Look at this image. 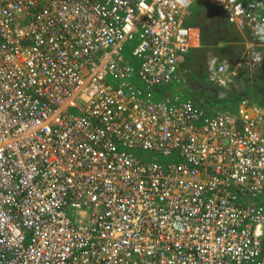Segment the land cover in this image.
<instances>
[{"label": "built area", "instance_id": "1", "mask_svg": "<svg viewBox=\"0 0 264 264\" xmlns=\"http://www.w3.org/2000/svg\"><path fill=\"white\" fill-rule=\"evenodd\" d=\"M202 1L253 40L208 74L239 89L264 0H0V264H264V108L172 91Z\"/></svg>", "mask_w": 264, "mask_h": 264}, {"label": "crops", "instance_id": "2", "mask_svg": "<svg viewBox=\"0 0 264 264\" xmlns=\"http://www.w3.org/2000/svg\"><path fill=\"white\" fill-rule=\"evenodd\" d=\"M220 11L216 5L203 1L194 2L188 8L184 17V24L192 30L194 47L185 63L180 66L172 91L177 96L181 91H189L183 89L181 81L184 75L198 72L211 86L204 90L201 97L202 100H207L208 105L204 106L203 101H197L196 99V96L200 93V84L196 87V95L191 96L192 91L190 90L189 97H180L181 100H193L198 106L211 114L217 112L237 113L243 107V103H250L254 104L253 106L264 108V69L262 72L260 70L258 74L249 77L246 74L247 72H241V86L239 89H217L208 81V74L213 68L222 63L232 64L231 62L237 59L240 60V57L253 45V40L248 33H241L236 26L230 25L223 13L222 20H217L216 15ZM212 21L217 22L218 34L216 36H221V42H224L227 37L235 40V42L228 45V47L225 44H211V37L206 32L205 27L210 31L211 25L208 23ZM229 47L232 48L231 51H229Z\"/></svg>", "mask_w": 264, "mask_h": 264}, {"label": "rangeland", "instance_id": "3", "mask_svg": "<svg viewBox=\"0 0 264 264\" xmlns=\"http://www.w3.org/2000/svg\"><path fill=\"white\" fill-rule=\"evenodd\" d=\"M216 16H217V20L221 21L222 20L221 18L223 16V14L220 11L219 13L217 12ZM208 24L211 25V28H210L211 30L208 31L207 27H205V30L211 37V40H210L211 44H214V45L225 44V46L228 47V45H230V44L235 42V40H232L229 37L224 39V42H221L220 41L222 39L221 36H219V37L216 36L218 34V29L216 27L217 22L212 21V22H210ZM232 48H230L229 51H231ZM235 55H238V54H235ZM239 55H240V53H239ZM181 84H182L183 89L189 90V91H186V92H184V91L179 92V96L180 97H185V98L189 97L188 93L190 92V90L192 91L191 92V96L196 95V87L200 84V86H199L200 93L196 96V99H197V101H203L202 103H203L204 106L208 105L207 104V100L206 99L202 100L201 97H202V94L204 93V90L210 88L211 86L209 85V83L206 81L205 78L200 76V74L198 72H192V74L184 75L183 80L181 81ZM252 105H254V104H252Z\"/></svg>", "mask_w": 264, "mask_h": 264}]
</instances>
